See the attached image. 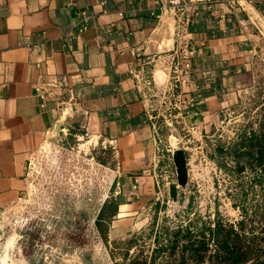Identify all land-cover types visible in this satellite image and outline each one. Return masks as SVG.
<instances>
[{"label":"crops","instance_id":"crops-1","mask_svg":"<svg viewBox=\"0 0 264 264\" xmlns=\"http://www.w3.org/2000/svg\"><path fill=\"white\" fill-rule=\"evenodd\" d=\"M188 2L183 18L190 21L178 38V16L169 0H0V210L20 199L30 154L51 141L50 130L66 116L52 102L42 108L34 84L64 74L69 88L63 98L71 99L85 120L64 123L62 143L86 134V143L112 153L114 180L104 203L118 205V212L106 217L110 226H136L142 217L141 227L155 221L153 206L167 205L173 182H165L161 168L174 164L163 146L165 130L187 129L199 136L225 123L249 91L253 56L264 48V0L211 7ZM163 25L173 37L154 53L152 40ZM176 63L180 98L168 114L159 98L146 97L137 77L144 72L159 88H168ZM151 112L163 116L160 145ZM157 156L163 157L160 165ZM159 212L157 228L166 214L159 221ZM239 220L226 222L238 228ZM112 228L108 236L118 238ZM150 231L149 256L156 235Z\"/></svg>","mask_w":264,"mask_h":264},{"label":"rangeland","instance_id":"rangeland-1","mask_svg":"<svg viewBox=\"0 0 264 264\" xmlns=\"http://www.w3.org/2000/svg\"><path fill=\"white\" fill-rule=\"evenodd\" d=\"M246 81L250 89L239 105L230 109L225 123L199 136L187 129L165 130V149L171 150L169 139L173 136L177 145L187 151L190 180L187 188L181 189L183 194L173 209L170 198L165 200L167 207L153 206L152 211H160L159 221L166 212L171 226L186 224L195 216L202 217L200 222L215 219L217 213L225 221L236 222L243 218L246 207L250 216H254L253 209L258 211L254 223L260 230L263 227L260 213L264 184L259 181L260 172L249 167L239 172L233 155L221 154L217 147L227 148L252 130L264 127V48L253 56ZM88 139L86 134L64 144L62 137L60 142L47 139L30 154L20 199L0 210V264H120L128 240L134 235L139 243L130 249L128 257L132 258L140 248L149 254L153 237L147 232L154 223L145 221L141 227L145 217L136 226H118L121 222L110 226L109 231L112 228L113 235L119 237L108 236V241L98 231L95 220L105 197L112 192L114 161L108 147L86 143ZM162 158L156 160L158 165ZM166 165H161L167 176L165 182L176 181L175 165ZM154 226L157 229L158 224Z\"/></svg>","mask_w":264,"mask_h":264},{"label":"trees","instance_id":"trees-1","mask_svg":"<svg viewBox=\"0 0 264 264\" xmlns=\"http://www.w3.org/2000/svg\"><path fill=\"white\" fill-rule=\"evenodd\" d=\"M217 151L232 154L239 172L248 167L253 171L258 170L259 181L264 184V127L259 131L252 130L248 136L244 135L240 141L227 148L219 145ZM191 203L190 200L188 206ZM262 206L260 220L263 221L264 203ZM243 210L244 216L238 221V228L223 220L217 213L213 221L203 219L200 222L202 217L195 216L189 218L186 225L179 224L177 227L168 224L170 218L165 214L163 223L154 229L157 210L151 228L152 232H156L155 248L151 255L145 254L140 248L132 258L128 257L130 249L135 243H139L138 237L134 235L128 240L124 260L120 264H264V223L260 234L256 233L254 222L258 211L252 210L254 216H250L246 207ZM117 212L118 205L105 202L97 214L95 224L106 241L110 227V221L106 217L112 219ZM248 224L250 233L246 234Z\"/></svg>","mask_w":264,"mask_h":264},{"label":"built area","instance_id":"built-area-1","mask_svg":"<svg viewBox=\"0 0 264 264\" xmlns=\"http://www.w3.org/2000/svg\"><path fill=\"white\" fill-rule=\"evenodd\" d=\"M204 1V3L208 4L209 7L212 3H225L229 2L231 5L235 6L238 3H240L241 0H201ZM170 11L177 17L178 16V23H177V30H176V36L179 38L182 35L183 25L188 24L190 20L183 18V14L185 10L188 8L189 2L188 0H169ZM193 51L194 49L191 48ZM179 63H176L174 66V82L170 85V87H166L165 89L159 88L155 81L152 79V77L147 76L144 74V72L139 73L138 72V84L142 85L144 94H146V97H149L150 99L153 98H159L160 105L164 107L165 112L168 114H171L172 111L178 107L179 103V96L180 93L177 92L178 87V74L179 73ZM34 88L36 91V94L39 97L40 100V106L42 108L46 107L51 102L56 106V108L61 112L65 113L67 110H73L74 102L71 99H64L63 94L66 89L69 88V81L68 77L64 74L61 75H53L47 78L46 80L37 81L34 84ZM173 96V97H172ZM172 97V98H171ZM192 100V99H191ZM151 119L154 121L153 129L154 133L157 137V143L160 145L162 140L159 137V118L163 117L162 114H155L151 112ZM158 156L156 157V160H158ZM158 193L160 194L158 196V199H161L162 190L158 183Z\"/></svg>","mask_w":264,"mask_h":264},{"label":"water","instance_id":"water-1","mask_svg":"<svg viewBox=\"0 0 264 264\" xmlns=\"http://www.w3.org/2000/svg\"><path fill=\"white\" fill-rule=\"evenodd\" d=\"M172 33L168 30L167 25L161 26L158 32L155 34L152 40V52L156 53L159 51V46L164 41L172 40ZM65 123L74 126L76 123L84 122L85 114L82 113L80 110H67L65 112ZM63 122L58 121L55 126L50 130L53 132L52 140L54 142H60L61 140V129H62ZM170 145H171V154L172 160L175 165L176 169V177L177 180L173 181L168 186V193L170 198V206L173 209L180 200L181 189L185 190L189 184L190 180V173H189V166H188V154L187 151L179 147L176 143V138L170 136Z\"/></svg>","mask_w":264,"mask_h":264},{"label":"bare ground","instance_id":"bare-ground-1","mask_svg":"<svg viewBox=\"0 0 264 264\" xmlns=\"http://www.w3.org/2000/svg\"><path fill=\"white\" fill-rule=\"evenodd\" d=\"M3 259H4V261H6V257H4Z\"/></svg>","mask_w":264,"mask_h":264}]
</instances>
